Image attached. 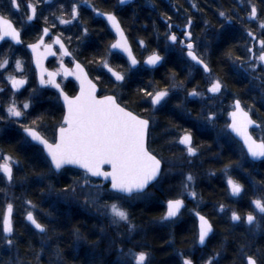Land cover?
I'll return each mask as SVG.
<instances>
[{
	"label": "snow or ice",
	"instance_id": "snow-or-ice-1",
	"mask_svg": "<svg viewBox=\"0 0 264 264\" xmlns=\"http://www.w3.org/2000/svg\"><path fill=\"white\" fill-rule=\"evenodd\" d=\"M5 0H0L3 4ZM50 0H38V3H46ZM120 4L126 3V0H119ZM264 4V0H260ZM6 7H0V41L8 43L10 40L14 44H22L21 30L17 29L11 19L13 11L19 12L21 4L19 0H6ZM63 7V5H61ZM193 7H196L193 4ZM27 20L32 21L37 15V5L31 2L25 5ZM92 11L97 16H102L107 20L108 25L115 32L114 41L106 50V55L99 60V67L106 70L109 80L117 84L118 87L129 78V74L138 71L137 66L141 63L133 54L131 44L124 33L117 16L112 12H101L92 6ZM247 20L241 18V23H250L259 17V11L256 4L248 0ZM71 20H76L79 16L78 6L75 0L70 7ZM238 15V14H237ZM219 16L225 21L231 23L233 16L225 11H219ZM60 24H69L71 20L58 17ZM171 20V17H168ZM55 26V25H53ZM169 32L166 33V39L171 41L173 45L179 44L181 52L190 61L193 66H199L206 74V88L199 91L197 87H193L187 91V98L200 97L205 101L216 102L220 105L224 104L221 97L227 96V89L224 81L219 77L212 75V69L203 58V54L198 51L199 45L194 38L192 31V19L189 17L182 31L183 39H179L174 31H171L173 25L167 24ZM261 37H264V20L258 24ZM247 36L252 41L259 44V50L254 51L253 47L246 49L249 54L247 58L236 56L233 58L231 50L225 54L233 63L239 61L238 67L252 76L253 79H259L264 84V38H258L252 30H247ZM62 33L58 35H50L48 27L43 28L41 35L35 43L28 44L34 54V60L37 68L41 67V61L47 55L55 56L57 53L53 51V45H58V51L61 56H71L72 53L61 39ZM82 35H88V28L82 29ZM48 37L50 43L45 42ZM71 40V37H68ZM141 48L145 47L143 40L139 41ZM44 47V53L37 50ZM166 49L169 47L165 46ZM11 51V45H9ZM113 56L123 60L126 57V65L124 63L117 64L114 68L110 61ZM165 57L160 55L158 51L153 50L144 60L143 64L149 68H156L162 64ZM74 65L68 68L61 61V70L40 73V84L50 85L59 93L57 99L63 100L62 119L53 126V136L49 139L43 134L42 129L45 128V119L47 113H39L33 116L30 109L33 108V97L19 102L18 95H22L20 89L27 83V79L23 76L17 77L13 73L24 72V66L20 59L14 61L12 72H8L10 65L9 57L5 56L0 59V81H7L11 86L7 92L5 88H0V94L9 96L4 106L6 115H0V119L14 121L19 124L25 133V139L21 143L33 142L35 145L41 146V152L48 174L60 175L62 172L71 170V168L79 169L78 178L64 189L65 195L69 193L76 197L78 194L84 195L85 205L91 204L96 207L101 215L105 216L110 225L117 227L124 226L131 233L136 230V225L132 223L131 215L127 207V201L131 200L140 193H143L150 186L155 185L163 174L164 157L156 153L150 147L151 127L155 113L171 98L172 91L184 87L183 82L176 83L173 77V83L161 89L149 82L148 86L137 89L136 95L141 100H146L149 107H145V112H150L148 117H143L139 113L134 112L128 102L124 101L118 94H99L97 83L89 79V74L85 68L75 59L70 61ZM117 68H124V71H118ZM259 72L260 75H256ZM7 73V75H5ZM72 76L79 84V92L74 96L65 93L57 77ZM190 75V73H189ZM101 77L97 76L96 80ZM33 92L36 90L33 89ZM264 100V96H262ZM177 104V107H180ZM253 105H245V102L237 95L233 94L231 103L226 107H208L207 110L202 109L200 117L208 124L215 125L220 118L221 113H226L227 119L224 122L223 134L231 137L232 134L241 142L240 159L236 162L235 168L243 170L244 161L251 158V161L264 160V137L254 139L249 132L251 127L264 129V122H258L252 118ZM33 118L29 123H25L28 117ZM173 145L182 146V153L187 158L196 157L198 155L199 146L195 144L192 132L188 128L178 129V134L170 141ZM191 163V159L188 160ZM19 161L15 160L11 155L0 153V181L7 180L9 184L13 182L14 167H18ZM227 188L232 196H239L243 190V185L237 182L232 175V166L226 165L223 170ZM103 178L108 184H94L92 178ZM45 178V173H40V179ZM195 178L191 172L184 174L182 187L187 190V195L193 199L197 197L194 190ZM51 184L49 188H51ZM107 192L109 195L106 199L103 194ZM103 199V203L101 200ZM28 205L25 219L41 234V253L43 246L48 240L52 239L50 228L45 223H41L35 214V205L31 200H25ZM256 211L262 219H264V197L255 198L251 201ZM184 206L183 199H168L166 202V211L160 218L162 222L171 221L176 217ZM225 206L219 205V211L224 212ZM249 211L246 216L242 217L237 211L233 210L230 216L232 222H244L247 225H255L257 231L260 225L257 216ZM13 204L7 203L3 210V227L0 232V241H3L9 249L15 248L14 227L12 223ZM50 215V213L48 214ZM198 218V233L196 243L201 247L206 246L207 240L213 233V224L209 219L195 212ZM55 233V229H51ZM77 239H80L79 229H74ZM180 257L179 264H194L193 259L183 253L177 252ZM57 264L61 257L59 248L55 250ZM221 251H216L207 259L203 260V264H219ZM34 259L39 261L40 253H33ZM236 258L239 264H264V250L253 248V246L242 241L236 249ZM150 253L143 249L136 250L129 248L127 252L119 249V257L117 264H149ZM0 264H3L0 261ZM7 264H26L21 259L19 253L15 258L9 259Z\"/></svg>",
	"mask_w": 264,
	"mask_h": 264
},
{
	"label": "trees",
	"instance_id": "trees-1",
	"mask_svg": "<svg viewBox=\"0 0 264 264\" xmlns=\"http://www.w3.org/2000/svg\"><path fill=\"white\" fill-rule=\"evenodd\" d=\"M92 6L99 9L101 12H114L118 16L119 20L125 30H127L130 40L134 45V52L138 59L141 61L142 57L150 54L153 50L157 49L156 42L150 37V25L145 21L142 26L135 22V18L145 20L150 17L148 7L149 5H189L186 3L187 0H134L129 7L120 8L118 0H87ZM195 5H220L221 10L226 13L237 5L242 3H248V0H190ZM257 6L264 5L260 3V0H251ZM71 0H61L59 5H63V8L67 11V6L70 5ZM53 5V4H51ZM134 5H141L136 15H134ZM67 8V9H66ZM162 11H165V17H173L168 15L170 10L161 7ZM70 11V9H69ZM64 13V12H62ZM81 26L82 28H88V35L85 38L84 46L82 51L79 53L78 60L85 66L90 78L97 83L99 88V94H113L114 91L103 84V81L98 82L93 70L99 65V60L102 56L106 55V50L111 43V35L107 31L104 23L94 13L88 10H80ZM175 17H180L175 15ZM160 25V24H159ZM74 31L69 29L61 31L63 38L68 41V37L72 35ZM140 34L141 40L144 41L145 47H137L134 40L132 39L133 34ZM221 41L213 48L211 55L212 65L214 70L222 77L227 90L232 91L235 95L239 96L245 105H253L255 111H252V115L258 122H264V111L259 109L258 96L254 95L249 97L247 93V80L240 75H235L230 72L227 65L228 56L225 54L229 50L235 52L237 50L238 35L232 30H223ZM70 42V40H69ZM112 66L117 67V64L124 63L117 56L110 58ZM90 63L93 64L90 67ZM126 67V65H125ZM175 67L171 61H166L165 64L160 66L154 71L141 70L140 76H134L127 79L125 87L123 88L124 98L128 102V106L134 111L144 116L143 111L140 109V105L146 107L148 105L146 100H141L137 95V89L152 84H157L164 87V83L167 78L169 68ZM124 68H117L118 71H122ZM97 72H102L97 70ZM105 74V73H104ZM107 78L109 75L105 74ZM103 76V75H101ZM100 76V77H101ZM73 84L68 83L66 85V92L71 94ZM232 96V95H231ZM232 99V98H231ZM42 108V106H39ZM36 108V110H39ZM259 111L257 113L256 111ZM38 112V111H37ZM47 113L46 119L53 120L55 124L60 121L63 110H58L45 107L40 113ZM36 113V112H35ZM34 116V115H33ZM32 117V116H31ZM159 125L166 133L170 131V127L179 125L176 118L170 113L165 114L161 117ZM158 129V128H157ZM264 130V129H259ZM258 130L255 131V134ZM157 136L159 135L156 133ZM163 139L158 141L157 145L153 142L150 143V147L158 154L164 155L166 150V143H170L173 136H167L163 133ZM175 136V135H174ZM203 138H209L207 135H202ZM160 137H157L159 139ZM24 137L19 132L12 130H4L0 132V148L4 151V154L11 155L15 160L19 161L18 167L15 169L14 180L16 185L20 184L21 187L12 189L11 197L15 199L17 204L14 206L18 210L21 206L26 205L25 200H31L35 205H41L39 208L46 210L52 216V221L45 223L50 228V235L52 239L48 240L43 246V252L41 253V240L40 234L35 232L25 221L23 214L17 211V215L13 217L14 227V241L16 247L13 248L14 253H19L21 259L25 260L26 264H57L55 250L59 248L62 259L59 260V264H114V251L108 250V246L105 245L102 239L97 238V233L93 231V226L90 223V219L82 214L75 208H70L67 214L63 213L60 206L56 207L53 197L50 196L51 184L52 189L59 187H66L63 181V177H59L55 174H48L44 160V156L41 150L30 143H21ZM163 141V142H162ZM213 147V146H212ZM235 147L228 145L220 148L219 151H215L214 148L211 151L203 152L199 158L196 159L197 168L195 169V183L194 190L197 193V197L203 202V208H212L217 210L220 204L225 206V212L232 210L238 213H248V208H243L244 203L249 204L250 199L264 197V160L259 163H251L244 161L243 170L247 173V179H242L234 175L239 183L243 185L241 194L237 197V201L229 196L226 184L224 182L223 168L226 165L232 166V174L235 173L234 166L240 159L237 155ZM240 154V153H239ZM64 172L79 173L74 170H67ZM40 173H45V178L40 179ZM251 184L255 187L254 192L251 191ZM178 185V184H177ZM176 184L171 185L165 184L163 181L159 187L152 186L148 192L153 195L151 201L133 206L129 208L132 221L136 225L140 226L141 239L143 243V249L150 253V264H179L180 257L177 252H184L189 246H194V237L196 235V225L194 217L190 216L185 221L179 222L173 225L171 229L167 227L158 226L157 222L164 214V202L168 199L175 197H183L179 192V188ZM252 186V187H253ZM250 187V188H249ZM4 203L0 200V215L4 207ZM187 207H189L190 201L187 200ZM22 209V208H21ZM185 211V210H184ZM200 213L205 215L210 222L213 224L214 232L213 235L208 239L205 250L210 247V244L217 236L221 235L225 239L223 247L217 246V250L221 251L219 258V264H239L236 258V249L240 246L242 241L250 243L253 248H260L264 250V219L260 223V230L256 232L254 237L248 238L243 231L238 229L230 228L227 224L220 222V217L215 220L209 218L203 209L200 207L198 210ZM39 221L43 223L40 215L35 211ZM152 221L156 226H153ZM173 224L174 222L171 221ZM170 224V225H171ZM55 229L53 234L51 229ZM72 229H79V234L85 236L84 242L74 245V240L71 238ZM1 230V225H0ZM1 232V231H0ZM97 239H99L98 242ZM174 247L169 244L172 242ZM79 241V240H78ZM96 244V245H95ZM215 246V247H216ZM6 245L3 241H0V261L3 264H7L9 261V253L7 252ZM179 248V249H178ZM33 253H40L39 261L34 259ZM16 257V256H15ZM12 259V256H10ZM194 258V257H192Z\"/></svg>",
	"mask_w": 264,
	"mask_h": 264
},
{
	"label": "flooded vegetation",
	"instance_id": "flooded-vegetation-1",
	"mask_svg": "<svg viewBox=\"0 0 264 264\" xmlns=\"http://www.w3.org/2000/svg\"><path fill=\"white\" fill-rule=\"evenodd\" d=\"M72 1L73 0H71V2ZM133 1L131 3H133ZM166 1H168V0H166ZM19 2L21 4V10L19 12L13 11L11 19L13 20V23L15 24L17 29L21 30L23 43L18 44V45H14L10 40L8 41V43H4L3 41H1L0 42V56L3 58L5 56H7V57H9V59L21 58L22 60H25L27 62L28 68H29V82H27L24 85V87L20 89V92L22 93V92L29 91V93L31 95H35L33 97V108L30 109V111H32L34 116L36 114H39L41 112V110L45 107L53 108L55 110L56 109L58 110V108L62 109V107L59 103V100L57 99L58 96L50 85L44 86V87H39V85L37 83L36 72L32 66L31 56H30L28 49H27L28 44L36 42L37 38L41 35L42 30L45 27L49 28L50 35L54 36V35L61 34V31L58 28L59 20L57 19L58 17H62L61 5H59L61 0H51L49 3L50 5H46L45 3H38V0H19ZM29 2L37 5V15H36V18L33 19L32 21H28L27 15H26L27 10L25 8V5ZM131 3H129L127 5H120L119 0H118V5L120 6V8L129 7V6H131L130 5ZM51 4H53V5H51ZM89 5L91 6L90 9L84 8V7H79V8L81 10L82 9L84 11L88 10L89 12L94 13L92 11V5L90 3H89ZM6 6H7L6 0L3 4H0V7H6ZM141 7H142L141 5H134V10H133L134 15H136L135 12L137 13L138 11H140L139 9ZM161 7L165 8L167 10H170L168 15H170V13H171V15H173L171 20H169L168 17L164 16V14L166 12L162 11ZM257 8L259 11V17L258 18H260L261 20H264V5L257 6ZM148 11H149L148 14H150V17L146 18L145 20L135 18V22L138 23L140 28H141L142 23L144 21L150 25V32H151L150 37L154 40L156 39L157 41L158 40L160 41V42H156L157 49L155 51H158L160 53V55L165 57V59L162 62V64H160L156 68L149 69V68H146L142 65L143 60L149 55L148 54L145 56V58L143 60H141V63L138 65L137 69L154 71L157 68H159L160 66H162L163 64H165V62L167 60L171 61L174 63L175 67L169 68V71L167 73V77L168 78L174 77L177 80L178 84L183 82V85H184V87L181 88L182 94H180L182 100H185L184 102H186L185 108L183 110H179L178 108L176 109V107H175L176 102H178V100L181 99V98H177L176 100H174V102H171L169 104V106L167 105V108H165V109L160 108L159 110L162 111L161 113L156 112V114L157 113L161 114L158 117L159 119L161 117H163L165 114L170 113L171 115H173L176 118V120H177L176 122L179 124L177 126L170 127V131H168V133H166V132H163V133L166 134L167 136H173L174 133H172V132H174L175 130L177 131L178 129H182V128L190 129V131L192 132L195 144L199 146L198 158H199V152H201V153L208 152V151L213 150V148L215 151H219L220 148L226 147L229 144L232 145V147H235L237 149V151H239V149H241V144L237 140H235L232 136L227 137V138H229V141H230L229 144L228 143L223 144V145L219 144L220 147L215 146L214 145V137H213L212 133L207 132V131H201V129H199L200 123L198 122V120L200 118V114L197 112L198 107L200 109L202 107H203L202 109H204L206 107V110L208 107H214V108H219L222 106L225 107L226 105H228L229 101L231 103V98H232L231 94H228L227 96H225L224 99H222V97L220 98L224 101L223 105H220L219 101H216L214 103L208 101L210 106L209 105L206 106V104H205V106H204V104L200 106L201 102L199 100V97L187 98V91L191 90L193 87H197L199 91L203 92V90L207 86V85L203 86L204 82L206 80V74L203 72V69L200 68L199 66H193V62L190 61L186 56L183 57L182 55L181 56L179 55V52H181L179 44L173 45L171 41H168L166 39V33L169 32V29L167 27L168 23H171L173 25V28L171 31H174L179 39H183L182 31L185 28V25L187 23V19L190 17L192 19V27L190 30L192 31L193 36H194V38H196L197 43L199 45L198 51L203 54V58L211 67L212 75L214 77H219L216 75L218 73L214 70V67L212 65L211 55L213 52V48L215 46H217V44L221 41V36H222V34L219 32V22L222 21V19H221L222 17L219 16V11H221L220 5H196V7H193V5H165V7H164V5H149ZM112 13H114V12H112ZM246 13H247V9L242 11L241 18H243L244 20H247L246 19V17H247ZM114 14L116 15V13H114ZM94 15L99 18V16H97L96 13H94ZM175 15H179L180 17H175ZM79 17L81 20L82 18L80 16V14H79ZM117 18H118V16H117ZM241 18L236 20L237 21L236 25H235L236 31L234 30L235 34L238 35L239 39L236 40V43L238 44L237 50L235 52H232L233 58H235L236 56H241V57L245 56L246 57V55L244 53V48H243L246 45V40L244 38V35L247 36V34H246L247 30H252L253 33L255 34V31L258 29L257 23H254V22H252V23H241ZM100 20H102V19H100ZM118 20H119V18H118ZM103 23H104L107 31L111 35V43H112L114 41L115 37L110 32V30L108 29L107 24L104 21H103ZM120 23H121V26L123 27L121 21H120ZM225 23H229V22L225 21ZM231 23H233V22H231ZM234 23H235V21H234ZM207 24H208V26H207ZM53 25H55V26H53ZM204 26H206V27H204ZM82 29L83 28H81L80 26H77V29L74 30V32L70 36L71 37L70 42H69V39L67 41L63 38V36L61 37V39L64 41V43L68 47L69 51L72 53L71 57L61 56V54L58 51V47L53 46V51L56 52L57 54L53 58H50L46 61L45 66L48 70H51V71L59 70V65L61 64V61H63V63L67 67H71L73 65L70 63V61L73 59H75L77 62L81 63L78 60V56H79V53L83 49L84 41H85V38L87 37V36L82 35ZM123 29H124V27H123ZM239 32H240V34H239ZM124 33L128 38V42L131 44L133 54L136 56V54L134 52V45L132 43V40H130L131 38H130L127 30L124 29ZM132 37H133V40H134L136 46L140 47L139 46V41L141 40L140 34L139 33L133 34ZM248 38L250 39L249 47H253L254 51H255V46H257L259 44L252 41V39L250 37H248ZM260 38H264V37L260 36ZM44 39H45L46 43L51 42L48 37H45ZM9 45H11V51H9ZM166 45L169 46V47H167V49L165 47ZM173 46L178 47L179 50L178 51L173 50ZM170 47H171V49H170ZM58 58H60V59H58ZM136 58L138 59L137 56H136ZM123 60H124L125 65H126V60L125 59H123ZM229 60L230 59H228L227 65L229 68H232L231 64H233V60L231 59L232 61H230V64H229ZM237 64H239V61H237ZM126 67H127V65H126ZM84 68H85V66H84ZM189 73H190V75H189ZM233 73L240 75L241 77L246 78V80H247L246 81L247 82V93H248L249 97L252 98L251 96L256 95V96H258L260 104H263L264 100H262V96H264V84H262L259 79H253L252 76L249 75L248 73H246L243 69H240L239 73H237L233 70ZM57 82L60 83L61 87L64 89L65 92H66V90H65L66 85L68 83L73 84V89L71 90L72 93L69 94L67 92V94L74 95L77 92L76 84L71 80L63 79L61 77V75L58 76ZM124 87H125V85H124ZM259 87H261L263 90L262 94L260 92H258L257 90L254 91V89H258ZM33 89H35L36 91L33 92L32 91ZM39 93L45 95L44 98H42V96L39 98L37 96V95H39ZM39 106H42V108H39ZM191 106L193 108H191ZM141 107H144V106L140 105V108ZM146 107H149V105H146ZM36 108H39V110H36ZM262 109L264 111V108H262ZM145 115L146 114H144L143 117H148ZM252 118L254 120H256V118L253 115H252ZM61 119H62V117L60 118V120ZM226 119H227L226 113L220 114V118L216 122L217 125L222 126V124H224ZM52 121L53 120H51L50 122H52ZM54 125H56V124L55 123L53 125L50 124V125L46 126L44 129H48V131H50L52 134L53 133L52 129H53ZM18 127H20V126L18 125ZM171 129H173V130H171ZM259 129L260 128L250 130V133L253 135V137L255 139H259L257 134H255V131H257V130L260 131ZM0 130H2L1 132H3V129H0ZM22 130L23 129L19 130L17 128V130L14 131V129L12 128V131L19 132L21 134H22ZM160 130H162V129L161 128L154 129L153 124H152L150 131H151V133H154L153 131H155V133L159 134V132H157V131H160ZM42 132H43V134L46 133L44 131H42ZM204 134L207 135L209 138H203L202 135H204ZM46 136H47V134H46ZM160 136L163 137L164 135L159 134L158 137H160ZM224 138H226V136H224ZM24 139H25V137H24ZM152 140L154 142V139L150 138V143ZM158 141L159 140L156 138V143H158ZM208 146H210V147H208ZM246 161L250 162L248 159H246ZM92 182L94 184H99V183L107 184L104 181L99 180V179L98 180L92 179ZM194 219H195V217H194ZM195 225H196V221H195ZM203 248H201V249H203Z\"/></svg>",
	"mask_w": 264,
	"mask_h": 264
},
{
	"label": "rangeland",
	"instance_id": "rangeland-1",
	"mask_svg": "<svg viewBox=\"0 0 264 264\" xmlns=\"http://www.w3.org/2000/svg\"><path fill=\"white\" fill-rule=\"evenodd\" d=\"M71 3H70V5L67 6L68 8L71 7ZM75 3L78 6V12H80V10H81L79 7H84V8H88V9L91 8V6L87 2V0H75ZM186 3H188L189 5H193V3L190 0H187ZM251 3H253V2L251 1ZM45 4L50 5L49 2H46ZM247 8H248V3L244 4L240 1V4H237V6H235L229 13L233 16V19L231 21L233 23H231V24L225 23V20L223 18H221L222 21L219 22V32L222 33V31L224 29L236 31V28H235L236 27L235 25L237 22L236 20L241 18L242 11H244ZM61 11L64 12V13H62V17L64 19L71 20V16L69 14L70 13L69 9H67L68 12H66V10L63 7H61ZM247 14L248 13H246V16H247ZM246 19H247V17H246ZM234 21H235V23H234ZM260 21H262V20L260 18H258L257 20L252 21V22L259 24ZM252 22H250V23H252ZM77 26H80L82 28L79 16L76 20H71V23H69V24H60L58 22V28L60 29V31H63L64 29L65 30L69 29L70 31H72V30L74 31L77 29ZM207 26H208V24H207ZM204 27H206V26H204ZM239 34H240V32H239ZM255 34L257 35L258 38H260L261 35H260L259 27L255 31ZM244 38L246 40V45H245V47H243L244 53L246 55V57L245 56L244 57L247 58L249 54L247 53L246 49L249 47L250 39L246 35H244ZM132 39H133V37H132ZM170 49H171V47H170ZM173 50L178 51L179 49H178V47L173 46ZM258 50H259V45L255 46V51H258ZM179 55L180 56L182 55L183 57L185 56L182 54V52H179ZM145 56L142 57V60L145 58ZM2 58L3 57L0 56V59H2ZM16 59H20L22 61L23 66H24V72L23 73L15 72L13 74L16 75L17 77L23 76L24 78L27 79V82H29V68H28L27 62L25 60H22L21 58H16ZM16 59H10V65L11 66L8 68V72H12V70L14 68V61ZM58 59H60V58H58ZM230 61H232V60L231 59L229 60V64H230ZM227 62H228V60H227ZM92 65L93 64L90 63V67H92ZM231 65H232V68H229L231 73H233V70L237 73L240 72V68L238 67L237 62L233 63ZM98 69L101 70L102 72H97ZM92 70H93V74L95 75V77L103 75V76H101L100 80H97L98 82L101 83V81H103L104 85L109 86L114 91V93L118 94L120 97H122V99L124 101H126V98H124L122 95H123V88H124V85L127 82V80L123 83V86L118 87L115 82L110 81L109 78H107V76L105 75L106 74L105 70L100 68L99 65L97 66V68H95V70L94 69H92ZM122 71H124V69ZM141 74H142L141 70L134 71L133 73L129 74V78H132L134 76H140ZM5 75H7V73H5ZM216 75L222 79V77L220 75H218V74H216ZM235 75H237V74H235ZM256 75H260V73L258 72V73H256ZM175 82L177 83L176 79H175ZM172 83H173V77H170V78L167 77L165 83L163 84L164 87L157 85V84H154V86L163 89ZM203 86H206V80H205ZM10 87L11 86L7 83V81H0V88H5L6 92ZM256 90L258 92H260L261 94L263 93V90L261 87H259L258 89H254V91H256ZM180 94H182V89L173 90L171 98L168 100L167 104H165L164 107H162L161 109L167 108V105L169 106V104L171 102H174V100H176L177 98H181ZM228 94L233 95L234 93L232 91L227 90V95ZM29 95H31L29 93V91L22 92V95H18L17 99L19 102H22L23 100L28 98ZM31 96L34 97L35 95H31ZM37 96L39 98L41 96H42V98H44L45 95L39 93V95H37ZM8 99H9L8 95L0 94V115H6V113L4 112L3 109H4V106L6 105ZM222 99H224V97H222ZM199 100L201 102L200 106L203 104H204V106H205V104H206V106L207 105L210 106L208 101H205V100L201 99L200 97H199ZM184 101L185 100H182V98L179 99L175 105L176 109L178 108L179 110H183L185 108V104H186V102H184ZM177 104H180L181 106L177 107ZM228 104H230V101ZM222 107H224V106H222ZM258 107H259V109L262 110V108H264V101H263V104L259 103ZM191 108H193V107L191 106ZM202 108L200 109L198 107L197 112L199 114L201 113ZM140 109L143 111L144 114H146L145 116L150 115V112H145L143 110L144 107H141ZM204 109L206 110V107ZM253 110L255 111L254 106H253ZM157 112L161 113L162 111L158 110ZM256 112L259 113L258 110ZM160 115L161 114L155 113V115L153 117L154 129L161 128V125H159L160 120L158 118ZM32 118L33 117H31V116L28 117V119L25 121V123H29ZM50 121L51 120H49V119L45 120V127L50 125V124L53 125L55 123L53 121L52 122H50ZM198 122L200 123L199 129H201V131H207V132L212 133V135L214 137V145L215 146L220 147L221 144L223 145V144H227V143L229 144L230 143L229 138H227V137L224 138V136H225L223 134L224 124H222V126L217 125V123L215 125H211V124H208L206 121H204L201 117L199 118ZM18 125L19 124L14 122V121L6 120V119H0V129H4V130H6V129L10 130L11 129L12 130V128H13L14 131H16L17 128L19 130L22 129L21 127H18ZM173 129H171V130H173ZM1 131L2 130H0V132ZM42 131L46 132L45 135L47 134V137L49 136L48 137L49 139L52 138L53 133L51 134V132L48 131V129H43ZM153 132L154 133H151V139H154V143H156V138L158 136L155 133V131H153ZM157 132H159V134L163 135V132H165V131L162 129V130L157 131ZM172 133H174V135L176 136L178 134V130L177 131L175 130ZM174 135H173V137H174ZM257 136L259 138L264 137V130L258 131ZM161 139H163V137L160 136V138L158 140L160 141ZM156 145H157V143H156ZM208 147H210V146H208ZM166 148L167 149L165 150L166 151L165 154L162 155L164 157V160H165V163L163 166L164 171H163V174L160 177L159 181L154 186L159 187L163 181H165V184L167 183L169 187L171 185H175V184L177 185L178 184L177 186H178L179 192H180L179 195H181L183 197H175L173 199H183L185 202H187V200H188V201H190V204H189V207H187V203H186V208L184 209L185 211H183L181 213V215L177 218V220H174L175 222L173 221L174 222L173 224H171L172 220L162 222L161 219H159V221L157 222L158 223L157 225L162 226V227H167V229L170 230L173 225H176L179 222L185 221L186 218H188L190 216L194 217L195 212H197L201 207L203 209V211L205 212V214L209 218H213L215 220L217 217H220V222L230 226V228H232L231 230L238 229L240 231H243L245 233L244 235H246V237H248V238L254 237L255 236L254 234L256 232H258L255 228V225L251 226V229H250V226L247 225L246 223L242 222V221L236 222V223L231 221L230 216H231V213L233 210L229 211V212H225V210H224V212H220L219 207L217 210H213L212 208L209 209L206 207L203 208L204 207V206H202L203 202L200 201V199L198 197L193 199L187 195V190H185L182 187L183 177H184V174L191 172L195 178V169L197 168V164H198L196 162V159L198 158V155L196 157L187 158L186 154L182 153V151H181L182 146L173 145L171 143H168V144L166 143ZM234 150H237V149L234 148ZM0 153L4 154V151L1 148H0ZM239 153H240V149L237 152V155L240 157ZM200 154H201V152H199V156H200ZM189 159H191V163L188 162ZM16 168L17 167H14L13 174L15 173ZM234 171H235V173L232 174L233 178H236V177H234V175H235L237 177H241L242 179H247V173L244 170H238V169L234 168ZM77 174L72 173V172H62V174L57 175V176H59V177L61 176L64 178L63 181H61V182H64L62 184H64L67 187L73 183L74 179L78 178ZM224 182L226 184L225 178H224ZM248 185L251 187V191L254 192L255 187L249 183H248ZM15 186L21 187L20 184L16 185V181L14 179H13V182L11 184H9L6 179L3 181H0V200H2V202H5L4 207H6L7 203L13 204L12 223H13V217L15 215H17V213H18L17 211L22 210V211H20V213H22L23 214L22 216L24 217L26 215L25 210L28 208L27 204L21 206L22 209L18 208V210L16 209V207H14L17 204V202H15L16 200L11 197V192H12V189L15 188ZM226 187H227V184H226ZM64 188L65 187H59V186H57L56 189H52V187L50 188L51 190H50L49 194L51 197H53L54 203L56 204V207H57V205H58V207L60 206V209L63 210L64 214H66V211L68 214L70 212V211H68L70 208H75V209L79 210L82 214L87 216V218L90 219V223L93 226L92 229H93L94 233L95 232L97 233L96 234L97 238L102 239L104 241L105 245H107L109 247L108 248L109 251L115 250L114 251V255H115L114 256V264H117V260L119 257V249L122 248V249H124L125 252H127V250L129 248L136 249V250L143 249L144 245H143V243H141L139 241L141 239V236H142V234H141L142 229L140 228V226L136 225V223L134 221H132V223H134L136 225V230L134 232H131V233H129L124 226L117 227L115 225H110L109 220L105 216L101 215L96 207H93L91 204H88L87 206L85 205V197H84V195L79 194V190H78L77 196L73 197L70 193L68 195H65L62 192V189H64ZM227 191L229 193V196L231 198H233L234 201H237V197L232 196L230 193V190L228 188H227ZM108 195L109 194L107 192H105L103 194V198L106 199ZM152 197H153V195L151 194V192L146 191L142 194L135 196L131 200L127 201V207L129 209L130 207L138 206L140 204L149 202V201H151ZM252 200L253 199L249 200V204L244 203L245 206H243V208L249 207V211H253L254 205H251ZM166 202L167 201L164 202V213L166 211ZM101 203H103V199L101 200ZM40 206L41 205H37V208L35 209V211L38 212L43 223L51 222L52 216L48 215L49 213H47L46 210H42L41 208H39ZM4 207H3V210H4ZM3 210H2L1 215H0V225H1L0 231L1 232H2V227H3ZM198 212H200V211H198ZM253 214L257 216V221L260 225V223L262 221L261 216L256 211H253ZM240 215L242 217H244L247 215V213H241ZM152 224H154L153 226H156L153 221H152ZM196 237H197V233L194 237V246H196ZM71 238L74 240V245H77L81 242V239H82V243L84 242L85 236H82V234L80 233V239H77V236L74 232V229H72ZM99 239H97L96 242H98ZM171 241H172V239H171ZM224 242H225V239L223 238V236L218 235L217 238L211 242L210 247L207 248L206 250H205V248L198 249L197 247L193 248L192 246L191 247L189 246L183 253L189 255L191 258L194 257V258H192L194 261V264H203V260L207 259L208 256L212 255L214 252L218 251L216 245H218L222 248ZM48 243H49V241H48ZM169 244H171V246L174 247L173 241L169 242ZM4 245H6V244H4ZM6 247H7V245H6ZM6 249H7V252L9 253V259H11L10 256H12V258H15V256L17 254L14 253L13 248L9 249L7 247ZM61 259H62V255L60 257V260Z\"/></svg>",
	"mask_w": 264,
	"mask_h": 264
},
{
	"label": "water",
	"instance_id": "water-1",
	"mask_svg": "<svg viewBox=\"0 0 264 264\" xmlns=\"http://www.w3.org/2000/svg\"><path fill=\"white\" fill-rule=\"evenodd\" d=\"M133 0H126V3H124V4H120V5H127V4H129V3H131ZM99 18L100 19H102L106 24H107V27H108V29L110 30V32L114 35V37H115V32L111 29V27L108 25V23H107V20L104 18V17H102V16H99ZM1 42V41H0ZM13 43V42H12ZM14 44V43H13ZM14 45H17V44H14ZM53 46H57L58 48H59V46L58 45H53ZM27 49H28V52H29V54H30V56H31V60H32V66H33V68H34V70H35V72H36V78H37V83H38V85H39V87H44V86H48V85H41L40 84V73H41V71H44V72H50L51 70H48L47 68H46V66H45V64H46V61L48 60V59H50V58H53L54 56L53 55H47L42 61H41V67L40 68H37V66H36V63H35V60H34V54H33V52H32V50L30 49V48H28L27 47ZM39 53H44V51H45V49H44V47L42 48H39L38 50H37ZM64 57V56H63ZM66 57H71V56H66ZM125 60H126V57L124 58ZM81 64V63H80ZM65 65V64H64ZM82 65V64H81ZM142 65L144 66V67H146V68H149L147 65H144L143 64V62H142ZM66 66V65H65ZM83 66V65H82ZM159 66V65H158ZM67 67V66H66ZM74 67V65H72L71 67H68V68H73ZM84 67V66H83ZM138 67V66H137ZM149 69H153V68H149ZM59 70H61V64L59 65ZM86 70V69H85ZM61 77L63 78V79H65V80H72L75 84H76V86H77V92L74 94V95H76V94H78V92H79V84H78V82L75 80V78L74 77H72V76H67V77H65V76H63V74H61ZM58 78V77H57ZM56 78V79H57ZM89 79H91L90 77H89ZM92 80V79H91ZM93 81V80H92ZM94 82V81H93ZM24 87V86H23ZM22 87V88H23ZM52 89L56 92V94H57V96L59 95V93L57 92V90L55 89V88H53L52 87ZM66 93V92H65ZM67 94V93H66ZM67 95H69V94H67ZM74 95H69V96H74ZM59 103H60V105H61V107L63 106V100H62V98L61 99H59ZM63 109V108H62ZM251 129H256L255 127H251L250 129H249V132H250V130ZM22 134H23V136L25 137V133L23 132V130H22ZM232 137L235 139V140H237L238 142H239V140H238V138L237 137H235V135L234 134H232ZM26 138V137H25ZM254 138V137H253ZM255 139V138H254ZM31 144H33V145H35L33 142H30ZM240 144H241V142H239ZM35 146H37V147H39L40 149H41V146H39V145H35ZM44 156V155H43ZM248 160L250 161V162H252V163H259V162H262L263 160H257V161H251V158H248ZM71 169H74V170H77V171H80L79 169H76V168H71ZM92 179H96V180H102L103 181V178H97V177H93ZM105 183H107L108 184V182L107 181H104ZM151 187V186H150ZM149 187V188H150ZM148 188V189H149ZM148 189H146V190H148ZM145 190V191H146ZM144 191V192H145ZM141 194V193H140ZM184 207H185V203H184V206L181 208V210H180V212L178 213V215L176 216V217H174V218H172V220H174V219H176V218H178V216L180 215V213L183 211V209H184ZM201 214V213H200ZM201 215H203V214H201ZM26 216V215H25ZM25 216H24V220H25V222L34 230V231H36L37 232V230L34 228V226H32L26 219H25ZM194 217H195V221H196V230H197V233H198V225H199V221H198V218L194 215ZM213 234V233H212ZM212 234L210 235V237L212 236ZM209 237V238H210ZM208 238V239H209ZM197 244V247L198 248H203V247H201L198 243H196Z\"/></svg>",
	"mask_w": 264,
	"mask_h": 264
}]
</instances>
